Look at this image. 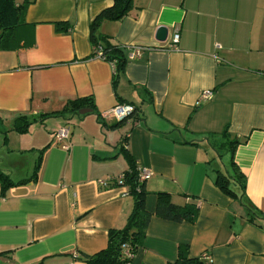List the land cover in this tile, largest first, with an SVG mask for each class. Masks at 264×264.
<instances>
[{
  "label": "crops",
  "instance_id": "crops-1",
  "mask_svg": "<svg viewBox=\"0 0 264 264\" xmlns=\"http://www.w3.org/2000/svg\"><path fill=\"white\" fill-rule=\"evenodd\" d=\"M28 2L23 23L5 32L17 48L0 49V125L24 117L26 144L40 155L34 179L6 174L27 181L0 195V264H84L104 249L132 208L128 188L114 181L129 158L148 172L151 213L133 264L173 262L184 246L188 257L205 254L213 264H264V220L250 221L220 191L212 165L224 131L241 141L234 162L247 201L264 217V0H133L127 15L97 28L124 49L116 82L89 38L91 20L112 0ZM159 26L167 28L163 42ZM205 90L212 95L199 102ZM77 98L91 99V111L43 116ZM122 102L135 112L114 126L106 114ZM60 127L70 130L69 150L51 140ZM107 177V186L98 183ZM158 193L194 206V219L156 216Z\"/></svg>",
  "mask_w": 264,
  "mask_h": 264
},
{
  "label": "trees",
  "instance_id": "trees-1",
  "mask_svg": "<svg viewBox=\"0 0 264 264\" xmlns=\"http://www.w3.org/2000/svg\"><path fill=\"white\" fill-rule=\"evenodd\" d=\"M112 5L103 9L90 22V42L93 49L100 47L103 59L111 62L115 68L116 82L119 74L123 71L126 62L124 49L119 45L109 42L107 36L99 34L97 28L104 20H116L124 17L133 8V0H112ZM28 0H23L16 4L15 0H0V49L14 50L18 43L15 39L7 37V31H13L23 23V16L28 5ZM59 25V24H57ZM63 25V24H62ZM65 26V25H64ZM61 30V29H60ZM64 30V29H63ZM94 54V52H93ZM126 103V102H122ZM93 107V102L89 98H77L68 101L62 110L44 114L43 116L63 115L64 113H77L79 109L84 107ZM122 121H115L114 126L119 125ZM15 123L19 126L14 127L18 132H24L30 124L24 117H20ZM223 141L216 145L217 149H221L228 156V164L223 167L213 165L214 184L225 195L237 200L248 211V219L255 222L257 225L262 223L259 220H264V217L259 215L254 206L247 201L245 195V176L240 172L234 162V151L241 141L230 138L226 131L222 134ZM126 155V154H125ZM127 156V155H126ZM218 157L221 155L218 152ZM38 162L35 164L34 171L30 178H35L38 168ZM122 183L128 188V194L132 197V208L127 216L125 225L120 229H110L107 234V245L104 249L82 257L84 264H133V258L137 249L140 247L146 233L151 213L147 211L145 201L147 192L144 188V180H140L138 170L132 160L129 158V168L123 172ZM27 180L12 182L8 175L0 170V195L17 184L24 183ZM196 214V208L191 205L179 206L171 202L166 193H158L155 215L163 219L172 220L175 222L192 221ZM128 250L130 256L125 254ZM187 248L180 247L178 249L177 258L173 262L165 264H213L209 260L201 257H188L186 255ZM5 252H1L3 254ZM36 264H43L42 261Z\"/></svg>",
  "mask_w": 264,
  "mask_h": 264
},
{
  "label": "rangeland",
  "instance_id": "rangeland-1",
  "mask_svg": "<svg viewBox=\"0 0 264 264\" xmlns=\"http://www.w3.org/2000/svg\"><path fill=\"white\" fill-rule=\"evenodd\" d=\"M16 126H19V123H14L12 126L6 125L5 129L2 125H0V130L2 132L0 135V140L8 137L11 142H6L4 146L2 144L0 148V170L5 174L11 175L10 178L13 180L25 175L30 176L34 168L33 163L34 161L35 163L37 162V157L40 155L39 150L33 151V149L30 148L31 146L26 144L28 141H30L31 134H29L27 131L13 133L14 127ZM9 146L12 147L11 149H15V155H8L7 151L10 149ZM213 149L216 158L214 159L212 165L220 167L223 170V167H226L228 164V156L221 149H217L215 147ZM218 152L221 157H218ZM14 160H17L18 162V166L16 167L13 163ZM26 164H28V166ZM11 169L13 170V174H10Z\"/></svg>",
  "mask_w": 264,
  "mask_h": 264
},
{
  "label": "built area",
  "instance_id": "built-area-1",
  "mask_svg": "<svg viewBox=\"0 0 264 264\" xmlns=\"http://www.w3.org/2000/svg\"><path fill=\"white\" fill-rule=\"evenodd\" d=\"M177 40H178V34H174L172 37V42L176 43ZM93 52H94V55L96 57L103 59V54H102L100 47L94 48ZM136 52H137V50H134L131 53V56L134 55ZM211 95H212L211 90H205L204 92H202V94L199 98V102H203V101L209 99L211 97ZM134 112H135V107L132 104H130V103H118L111 108V110L106 114V117H110L114 121H122V120H126L127 118L131 117L134 114ZM50 137H51V140L55 143H63V148L65 150L70 149V143H68V140L70 139L69 128L60 127L59 129L52 131L50 133ZM65 141H67V143ZM137 170H138V175H139L140 180H144L148 176V172L146 170H142V169H137ZM114 181L116 184H121L122 183V176L120 175ZM110 182H111V178H108V177L105 179H100L98 181V183L103 185V186H107ZM125 254L127 256H130V254L128 253V250L125 251ZM202 258L205 260H209V256H207L205 254L202 256Z\"/></svg>",
  "mask_w": 264,
  "mask_h": 264
},
{
  "label": "water",
  "instance_id": "water-1",
  "mask_svg": "<svg viewBox=\"0 0 264 264\" xmlns=\"http://www.w3.org/2000/svg\"><path fill=\"white\" fill-rule=\"evenodd\" d=\"M166 36H167V28L164 27V26H159L156 30V39L157 41L159 42H163L166 40ZM91 109L89 108H84V109H81L79 110V114H86L88 112H90Z\"/></svg>",
  "mask_w": 264,
  "mask_h": 264
}]
</instances>
